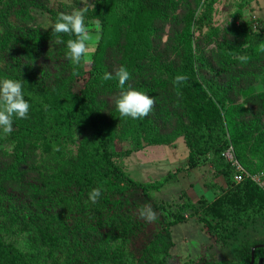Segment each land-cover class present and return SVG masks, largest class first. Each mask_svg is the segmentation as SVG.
<instances>
[{"label":"rangeland","instance_id":"374dc122","mask_svg":"<svg viewBox=\"0 0 264 264\" xmlns=\"http://www.w3.org/2000/svg\"><path fill=\"white\" fill-rule=\"evenodd\" d=\"M32 1L38 6H31ZM159 1L166 17L155 19L153 32H136L131 21L116 23L109 31L105 29L106 39L100 44L99 0H0V37L6 36L7 26L39 30L45 34L52 24L48 10L86 9L85 23L92 37L85 54L87 62L73 65L62 51L59 38L47 41L42 56L35 62L29 55H18L25 60L26 66L49 73V91L54 89L64 64L82 69L74 90H80L87 82L97 89L98 100L104 104V115L108 120L122 89L115 78L104 80L103 73H114L125 66L129 80L124 88L131 86L153 98L146 118L152 120L162 142L148 144L141 141L139 144L131 136L119 137L110 148L112 160L138 182H153L173 174L170 182L150 197L149 202L164 205V209L154 211L156 219L151 222L139 216L140 198L130 189L115 192L101 185V196L93 204L88 200L89 191L82 193L73 186L67 198L63 196L64 200L50 201V206H46L48 193L64 179L59 175L61 171L69 176L103 168L93 156L95 138L89 130L75 127L65 140L47 144L37 142L25 147L21 170L26 173L29 192L23 195L24 199L35 210L43 208L51 215L53 237L58 235L61 241L59 246L49 249L46 245L49 238L41 234L35 236L25 224L9 232L3 226L1 215L0 233L6 240L13 239L16 247L26 253L33 264H143L155 261L161 252L167 251V264H234L235 254L243 243L264 240V223L259 220L240 229L234 239L214 236L197 216L163 232L164 221L170 220L168 210L180 209L183 193L193 202L201 197L212 200L226 191L232 181L218 171L211 152L194 153L196 167H189L187 133L168 141L178 130L179 123L188 132L192 120L175 100L176 87L171 82V75L162 67L178 69L188 62L193 68L191 82L197 93H206L213 98L211 90L214 89L219 94L221 103H216L222 119L223 143L232 141L230 130L237 132L243 125L253 128L246 136L242 135L239 154L249 169L255 170L262 165L264 156L261 151L264 145V25L258 26V23L257 28L252 25L254 0H216L209 18L203 12L208 0ZM42 5L46 9L40 7ZM230 48L241 53L236 54ZM11 56L6 49L0 51L2 78H9ZM145 65L151 67V71L136 75L134 67ZM157 84H160L159 91L152 95L149 90ZM251 92L255 95H249ZM238 107L244 112L237 111ZM113 125L119 136L122 124ZM15 159L13 144L0 143V170H9ZM106 195L109 202L103 201ZM107 203L111 204L112 213L107 212ZM10 206L15 208V205ZM98 212V216L101 214L107 222L96 230L88 227L86 220L94 219ZM36 217L43 225L44 216ZM79 219L81 223L77 226L75 222ZM170 235L174 243L171 249ZM257 264H264V260Z\"/></svg>","mask_w":264,"mask_h":264},{"label":"trees","instance_id":"16d2710c","mask_svg":"<svg viewBox=\"0 0 264 264\" xmlns=\"http://www.w3.org/2000/svg\"><path fill=\"white\" fill-rule=\"evenodd\" d=\"M215 1H207L203 11L205 17H210ZM30 5L38 6L35 1H32ZM98 5L102 25L100 44L106 39L105 29L109 31L113 24L131 21L136 32H153L155 19L164 20L166 17L159 0H99ZM40 7L46 9L43 5ZM48 11L51 14L52 23L58 13L65 12L62 8ZM254 22L259 23L258 26L261 24L257 20ZM54 38L60 39L64 53L67 51L66 41L70 38L74 39L70 34L52 33L51 27L43 34L39 30H25L19 27L13 29L7 26L6 36L0 37V51L3 52L6 49L8 54L12 55L8 66L9 78L22 80L25 98L30 103L27 119L14 121L12 132L6 136H0V143L10 142L16 153L12 167L9 170H0V215L3 217L2 223L7 231L12 232L25 224L30 227L35 236L41 234L49 238L46 242L49 249L59 246L61 239L58 235L53 237L51 215L43 208L35 210L32 204L24 199L23 195L29 192L26 173L21 170L25 147L37 142H45V144L60 142L67 139L75 127L89 130L95 138L96 146L93 156L103 165V168L72 173L69 176L61 171L59 175L64 179L48 193L46 206H50V201L58 203L63 196L67 198L73 186L78 187L79 191L84 193L103 185L115 192L130 189L140 198L141 206L150 204L153 211H159L160 208L164 209V205L149 202L150 197L154 192L165 187L173 177V174L169 173L153 182H138L123 172L112 160L110 148L119 137L131 136L137 139L139 144L141 141L148 144L161 143L162 140L153 127L152 120H148L146 116L136 120L122 118L115 110V106L110 110L108 120L104 115V104L98 100L99 91L97 89L91 88L87 82L80 90H74V83L81 77L82 69L64 64L65 66H62L61 73L54 83V89L49 91L47 90L49 73L43 69L35 71L30 66H26L25 60L18 55L19 53L29 55L30 59L35 62L42 56L45 43ZM230 50L236 54L241 53L237 49L230 48ZM97 51H99L98 48ZM162 68L171 75L172 84L177 75L183 74L187 77L182 84L175 86L177 92L175 100L184 110L186 117L192 120V126L187 132L183 124L179 123L178 130L168 141L187 133L190 147L189 167H196L194 153L201 150L211 152L218 171L232 181L234 167L223 156L229 146H232L236 158L248 172L255 173L261 170L264 167V156L262 165L251 170L239 154L243 141L242 135L246 136L253 128L243 125V128L239 127L237 132L230 130L232 141L223 143V125L217 106V103H221L219 94L214 89L211 90L213 98L206 93H197L191 82L193 68L188 62L178 69L168 66ZM144 71L150 72L151 67L148 65L134 67L136 75ZM159 86L160 84H157L150 88V93L155 95L159 91ZM249 95L252 96L255 93L251 92ZM240 109L244 112L240 107L237 111ZM116 123L122 124L119 136L114 130L113 124ZM261 151L264 153V145L261 146ZM181 197L183 203L180 209L167 212L169 222L162 218L164 233L169 232V227L184 223L194 216H197L198 221L209 232L223 240L236 238L240 229L248 227L250 223L257 220L264 223V192L250 178H245L240 183L232 181L226 191L212 200L201 197L197 202H193L185 193ZM108 198L109 196L106 195L103 201L109 202ZM10 204L15 205V208H11ZM112 211L111 204L107 203V212L112 213ZM98 214L99 212L94 219L86 220L88 227L99 230L107 222L101 214L100 216ZM36 216H44L43 225L41 219ZM79 223H81L80 219L75 222V225L78 226ZM110 223L114 225L112 221ZM169 237L171 249L174 243L171 241V235ZM253 249L254 264L264 259V240L246 241L237 250L234 264H249ZM49 253L51 254V250ZM168 256L169 251L161 252L155 261H145L143 264H167ZM0 264H33V261L16 247L13 239L6 240L5 236L0 233Z\"/></svg>","mask_w":264,"mask_h":264},{"label":"clouds","instance_id":"9594fccd","mask_svg":"<svg viewBox=\"0 0 264 264\" xmlns=\"http://www.w3.org/2000/svg\"><path fill=\"white\" fill-rule=\"evenodd\" d=\"M84 7L79 10L73 9L71 12H60L55 21L51 24V32L54 34H70L74 39L66 41V58L73 65H80L86 61V52L92 37L89 34L84 18ZM96 39H99L97 34ZM163 39H166L164 37ZM121 87L122 91L115 100V110L122 118L132 120L144 118L154 103L153 98L146 93L131 86L124 88L129 80V72L125 66H121L113 72H104V80H113ZM187 77L183 74L174 77L173 86L182 84ZM30 110V103L25 98L22 80L0 77V136H6L13 130V123L16 120L27 119ZM100 187L92 188L88 192V200L96 203L101 196ZM139 216L146 221H154L156 213L149 205H144L138 209Z\"/></svg>","mask_w":264,"mask_h":264},{"label":"built area","instance_id":"2783aa9c","mask_svg":"<svg viewBox=\"0 0 264 264\" xmlns=\"http://www.w3.org/2000/svg\"><path fill=\"white\" fill-rule=\"evenodd\" d=\"M253 26L257 28V23L254 22ZM223 156L234 167L235 172L232 178L234 183H240L245 178H250L264 192V167L255 173L248 172L236 158L232 146H229Z\"/></svg>","mask_w":264,"mask_h":264},{"label":"crops","instance_id":"0c3cea01","mask_svg":"<svg viewBox=\"0 0 264 264\" xmlns=\"http://www.w3.org/2000/svg\"><path fill=\"white\" fill-rule=\"evenodd\" d=\"M251 8L253 9L254 19L264 25V0H254Z\"/></svg>","mask_w":264,"mask_h":264},{"label":"water","instance_id":"95a60500","mask_svg":"<svg viewBox=\"0 0 264 264\" xmlns=\"http://www.w3.org/2000/svg\"><path fill=\"white\" fill-rule=\"evenodd\" d=\"M254 263H255V256H254V249H253L252 253H251V260H250L249 264H254Z\"/></svg>","mask_w":264,"mask_h":264}]
</instances>
